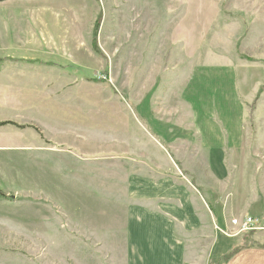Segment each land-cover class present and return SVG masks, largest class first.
<instances>
[{
  "label": "rangeland",
  "instance_id": "1",
  "mask_svg": "<svg viewBox=\"0 0 264 264\" xmlns=\"http://www.w3.org/2000/svg\"><path fill=\"white\" fill-rule=\"evenodd\" d=\"M0 58V122H16L0 144L23 146L0 147V264H124L79 224L114 215L102 167L160 153L166 172L204 171L195 119L235 120L231 90L264 157V0H0ZM40 138L72 167L37 169ZM236 230L217 229L210 264Z\"/></svg>",
  "mask_w": 264,
  "mask_h": 264
},
{
  "label": "crops",
  "instance_id": "2",
  "mask_svg": "<svg viewBox=\"0 0 264 264\" xmlns=\"http://www.w3.org/2000/svg\"><path fill=\"white\" fill-rule=\"evenodd\" d=\"M229 101L231 109L239 114L235 120L227 119V125L219 124L211 115L206 119L204 115L196 116L197 133L208 143L204 171L187 164L188 173L166 172L169 161L160 153V159L145 153V161L128 155L104 165L111 180L115 178L111 191L116 200L114 215L105 221L87 215L79 222L88 238L96 240L95 244L103 249L116 250V256L124 257V264H210L214 260L211 249L218 241L217 229L230 231L233 218L254 217L261 229L228 234L237 239L236 245L227 251L221 264H264V157L245 148L249 138L244 136L242 106L233 90ZM224 127L229 131L228 137ZM5 137L12 139L8 134L0 139ZM47 140L40 138L35 144L43 152L35 159L37 169L58 173L63 165L72 167V151L68 155L59 151L64 163L51 164V156L57 150L48 146ZM0 147L15 150L23 146L11 143ZM242 148L244 151L239 152ZM143 165V173H139ZM135 168L139 170L134 171Z\"/></svg>",
  "mask_w": 264,
  "mask_h": 264
},
{
  "label": "built area",
  "instance_id": "3",
  "mask_svg": "<svg viewBox=\"0 0 264 264\" xmlns=\"http://www.w3.org/2000/svg\"><path fill=\"white\" fill-rule=\"evenodd\" d=\"M232 222L233 226L237 229L238 232L254 231L258 230V228L260 227L258 220L254 217H246L242 220L238 218H233Z\"/></svg>",
  "mask_w": 264,
  "mask_h": 264
},
{
  "label": "trees",
  "instance_id": "4",
  "mask_svg": "<svg viewBox=\"0 0 264 264\" xmlns=\"http://www.w3.org/2000/svg\"><path fill=\"white\" fill-rule=\"evenodd\" d=\"M1 63H3L2 58H0V64ZM6 124H16V123H14L12 121H2V122H0V125H6ZM18 126L24 127L23 125H18Z\"/></svg>",
  "mask_w": 264,
  "mask_h": 264
},
{
  "label": "bare ground",
  "instance_id": "5",
  "mask_svg": "<svg viewBox=\"0 0 264 264\" xmlns=\"http://www.w3.org/2000/svg\"><path fill=\"white\" fill-rule=\"evenodd\" d=\"M261 229V227L258 228V230Z\"/></svg>",
  "mask_w": 264,
  "mask_h": 264
}]
</instances>
